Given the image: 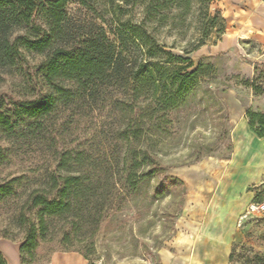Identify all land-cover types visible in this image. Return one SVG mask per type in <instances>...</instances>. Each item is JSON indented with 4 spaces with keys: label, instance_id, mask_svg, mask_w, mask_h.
Listing matches in <instances>:
<instances>
[{
    "label": "rangeland",
    "instance_id": "obj_1",
    "mask_svg": "<svg viewBox=\"0 0 264 264\" xmlns=\"http://www.w3.org/2000/svg\"><path fill=\"white\" fill-rule=\"evenodd\" d=\"M189 2L188 8L155 7L146 20L139 6L123 10L122 20L137 24L152 44L156 41L172 55L188 57L193 63L188 71L198 63L211 68L169 114L143 116V141L156 156L154 176L131 194L118 186L113 190L106 177H100L107 201L92 237L94 264H197L191 261L193 251L195 255L216 251L194 246L196 227L211 209H228L234 216L227 264H264V212H247L251 202L264 199V138L250 130L245 114L248 108L264 111V0H209L208 16L219 11L224 31L206 36L207 15L197 0ZM65 10L71 17L97 24L101 18L106 22L111 18L108 9L82 6L75 0ZM108 35L116 43L115 36ZM201 40L204 45L199 46ZM40 60L27 55L18 69L0 73V107L39 96L35 65ZM128 118L107 108L102 114L94 110L53 116V131L46 124L55 138L52 149L83 150L97 168H103L109 157L121 158L125 143L119 133ZM148 120L162 122L163 130ZM46 148L34 141L25 153L13 148L9 162L0 166V184L23 175L18 188L23 195L31 188L46 187L49 171L45 170L55 164ZM20 200L0 202V232L6 231L16 243L23 237L15 225ZM64 248L43 244L36 261L27 264H49L54 253L62 252L51 250ZM86 263L81 256L76 264Z\"/></svg>",
    "mask_w": 264,
    "mask_h": 264
},
{
    "label": "trees",
    "instance_id": "obj_2",
    "mask_svg": "<svg viewBox=\"0 0 264 264\" xmlns=\"http://www.w3.org/2000/svg\"><path fill=\"white\" fill-rule=\"evenodd\" d=\"M72 1L0 0V73L18 69L27 55L41 57L35 65L39 96L0 107V141L10 142L0 143V166L9 162L13 148L17 153L28 151L31 141L47 145L55 161L52 170H45L49 171L46 187L31 188L23 195L18 192L23 175L0 184V202L23 198L15 213V225L23 233L20 264L36 261L38 248L54 243L65 248L51 253L76 252L86 264H94L92 237L107 201L100 177H106L113 190L118 186L124 194H131L154 176L156 156L143 141V116L169 114L211 68L203 69L198 63L188 71L193 67L188 57L172 55L156 41L152 44L137 24L122 20L127 7L139 6L146 20L155 7L184 4L188 8L190 0H75L82 6L108 9L110 21L101 18V24L69 16L65 8ZM197 2L207 15L203 36L222 33L224 21L219 11L208 16L209 0ZM108 34L115 36L116 43ZM107 108L129 116L119 133L125 143L120 159L109 157L103 168H97L83 150L52 149L55 138L46 123L52 127L53 116L86 115L94 110L102 114ZM245 114L250 130L264 138V111L248 108ZM147 122L163 130L162 122ZM0 237L15 241L4 230ZM0 264H7L1 252Z\"/></svg>",
    "mask_w": 264,
    "mask_h": 264
},
{
    "label": "crops",
    "instance_id": "obj_3",
    "mask_svg": "<svg viewBox=\"0 0 264 264\" xmlns=\"http://www.w3.org/2000/svg\"><path fill=\"white\" fill-rule=\"evenodd\" d=\"M234 216L228 209L217 211L208 210L202 221L196 227L197 234L194 246L199 250L215 248V253L204 252V255L192 254L191 261L197 264H227L228 249L232 241ZM0 252L7 264H20L19 243L0 238ZM81 259L78 253L56 252L49 264H76Z\"/></svg>",
    "mask_w": 264,
    "mask_h": 264
},
{
    "label": "built area",
    "instance_id": "obj_4",
    "mask_svg": "<svg viewBox=\"0 0 264 264\" xmlns=\"http://www.w3.org/2000/svg\"><path fill=\"white\" fill-rule=\"evenodd\" d=\"M247 212H264V199L251 202L247 207Z\"/></svg>",
    "mask_w": 264,
    "mask_h": 264
}]
</instances>
